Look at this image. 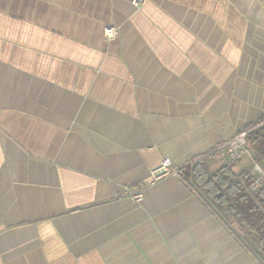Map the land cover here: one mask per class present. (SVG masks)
<instances>
[{
    "label": "crops",
    "instance_id": "1",
    "mask_svg": "<svg viewBox=\"0 0 264 264\" xmlns=\"http://www.w3.org/2000/svg\"><path fill=\"white\" fill-rule=\"evenodd\" d=\"M131 1L0 0V264H262L184 177L264 119V0Z\"/></svg>",
    "mask_w": 264,
    "mask_h": 264
},
{
    "label": "trees",
    "instance_id": "2",
    "mask_svg": "<svg viewBox=\"0 0 264 264\" xmlns=\"http://www.w3.org/2000/svg\"><path fill=\"white\" fill-rule=\"evenodd\" d=\"M263 122L264 119L248 129H254ZM263 137L264 126L249 136V143L260 155H264L261 149ZM184 180L229 227H232L231 223L238 225L245 233V246L264 264V181L260 187L254 188L256 177L250 171L236 174L226 164L210 173L202 162L195 163Z\"/></svg>",
    "mask_w": 264,
    "mask_h": 264
},
{
    "label": "built area",
    "instance_id": "3",
    "mask_svg": "<svg viewBox=\"0 0 264 264\" xmlns=\"http://www.w3.org/2000/svg\"><path fill=\"white\" fill-rule=\"evenodd\" d=\"M147 0H132L131 3L135 8L142 7ZM107 37L114 38L117 34L115 29H108L106 31ZM253 129H246L239 134H237L232 139L221 144L213 153L221 152V154H227L234 160L242 159L246 156H251V152L248 146L249 136ZM253 174L256 176L254 188H258L263 184L264 181V170L255 164L252 170ZM171 175H181V171L174 170L170 160H164L156 169H154L149 176L148 182L142 184L140 187L126 188V193L135 203L141 202L143 198V191L149 185H154L158 181L171 176Z\"/></svg>",
    "mask_w": 264,
    "mask_h": 264
},
{
    "label": "rangeland",
    "instance_id": "4",
    "mask_svg": "<svg viewBox=\"0 0 264 264\" xmlns=\"http://www.w3.org/2000/svg\"><path fill=\"white\" fill-rule=\"evenodd\" d=\"M260 127L254 128L251 133H253L255 130H258ZM248 146H249V149L251 152V156H246V157L239 159V160H234L233 158H231L227 154L224 155V154H221V152H215V153L210 154L209 156L205 157L204 159H202L200 161L203 163V165L205 167L207 165L206 162H211L212 171H215L217 168H219L222 165H225V164L231 165L232 163L236 162V163H239L241 165L242 171L248 170L251 172V174L254 177H256L257 175L255 176L252 172L254 165L258 164L263 170H264V166H263V164H261L262 162H260L257 159L258 157L256 156L255 147L249 142H248ZM261 146L264 149V137H263ZM231 224H233V226L235 228L237 227L236 224H234V223H231Z\"/></svg>",
    "mask_w": 264,
    "mask_h": 264
}]
</instances>
